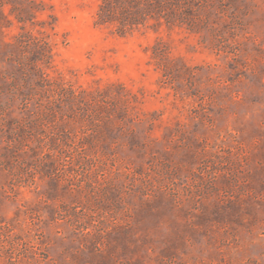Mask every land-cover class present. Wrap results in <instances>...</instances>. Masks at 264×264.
Listing matches in <instances>:
<instances>
[{"label": "rangeland", "instance_id": "rangeland-1", "mask_svg": "<svg viewBox=\"0 0 264 264\" xmlns=\"http://www.w3.org/2000/svg\"><path fill=\"white\" fill-rule=\"evenodd\" d=\"M0 264H264V0H0Z\"/></svg>", "mask_w": 264, "mask_h": 264}]
</instances>
